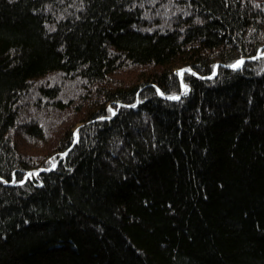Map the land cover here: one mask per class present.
<instances>
[{
    "label": "trees",
    "instance_id": "16d2710c",
    "mask_svg": "<svg viewBox=\"0 0 264 264\" xmlns=\"http://www.w3.org/2000/svg\"><path fill=\"white\" fill-rule=\"evenodd\" d=\"M0 264H264V0H0Z\"/></svg>",
    "mask_w": 264,
    "mask_h": 264
},
{
    "label": "rangeland",
    "instance_id": "374dc122",
    "mask_svg": "<svg viewBox=\"0 0 264 264\" xmlns=\"http://www.w3.org/2000/svg\"><path fill=\"white\" fill-rule=\"evenodd\" d=\"M183 91H186V88L183 87ZM37 173V170H33V171H29L25 176L28 177H32L33 175H35Z\"/></svg>",
    "mask_w": 264,
    "mask_h": 264
},
{
    "label": "snow or ice",
    "instance_id": "6c2138e0",
    "mask_svg": "<svg viewBox=\"0 0 264 264\" xmlns=\"http://www.w3.org/2000/svg\"><path fill=\"white\" fill-rule=\"evenodd\" d=\"M241 63H242V61H237V62L233 65V67H238ZM161 94L163 95V93H161ZM175 98L178 99V97H175Z\"/></svg>",
    "mask_w": 264,
    "mask_h": 264
},
{
    "label": "water",
    "instance_id": "95a60500",
    "mask_svg": "<svg viewBox=\"0 0 264 264\" xmlns=\"http://www.w3.org/2000/svg\"><path fill=\"white\" fill-rule=\"evenodd\" d=\"M242 63H243V60H242ZM242 63L238 66V67H233V66H230L229 68H239L241 65H242ZM180 97V95L178 96V98Z\"/></svg>",
    "mask_w": 264,
    "mask_h": 264
}]
</instances>
